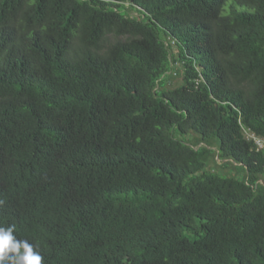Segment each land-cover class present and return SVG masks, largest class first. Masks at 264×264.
Listing matches in <instances>:
<instances>
[{
  "label": "trees",
  "instance_id": "obj_1",
  "mask_svg": "<svg viewBox=\"0 0 264 264\" xmlns=\"http://www.w3.org/2000/svg\"><path fill=\"white\" fill-rule=\"evenodd\" d=\"M249 134L264 0H0V226L42 264H264Z\"/></svg>",
  "mask_w": 264,
  "mask_h": 264
},
{
  "label": "clouds",
  "instance_id": "obj_2",
  "mask_svg": "<svg viewBox=\"0 0 264 264\" xmlns=\"http://www.w3.org/2000/svg\"><path fill=\"white\" fill-rule=\"evenodd\" d=\"M15 225L0 226V264H42L35 246L14 235Z\"/></svg>",
  "mask_w": 264,
  "mask_h": 264
},
{
  "label": "built area",
  "instance_id": "obj_3",
  "mask_svg": "<svg viewBox=\"0 0 264 264\" xmlns=\"http://www.w3.org/2000/svg\"><path fill=\"white\" fill-rule=\"evenodd\" d=\"M249 137L254 138V142L256 143L258 148H264V140L263 139L257 138L253 134H249Z\"/></svg>",
  "mask_w": 264,
  "mask_h": 264
},
{
  "label": "rangeland",
  "instance_id": "obj_4",
  "mask_svg": "<svg viewBox=\"0 0 264 264\" xmlns=\"http://www.w3.org/2000/svg\"><path fill=\"white\" fill-rule=\"evenodd\" d=\"M178 81H180L179 78H177V77L176 78H173V80H172L173 85H175Z\"/></svg>",
  "mask_w": 264,
  "mask_h": 264
}]
</instances>
